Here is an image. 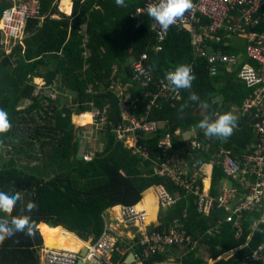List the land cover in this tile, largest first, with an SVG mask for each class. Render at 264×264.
<instances>
[{
  "label": "trees",
  "instance_id": "trees-1",
  "mask_svg": "<svg viewBox=\"0 0 264 264\" xmlns=\"http://www.w3.org/2000/svg\"><path fill=\"white\" fill-rule=\"evenodd\" d=\"M40 1L39 17L28 20L23 44H14L9 54L2 51L3 33L0 30V108L8 112L12 125L8 132L0 134V148L6 151V159L0 164V191L9 195L21 194L13 217L21 215L29 201L38 206L30 214L35 222V235L29 237L17 233L0 244V264H40L38 252L44 245L40 236L42 228L60 231L64 247L78 251L85 248L83 241L91 239L94 242L102 235L103 215L108 209L136 205L137 209H146L138 203L142 193L153 186H163L177 202L171 208L161 210L162 223L152 225L150 232H162L179 219L188 235L198 241L194 250L179 255L177 264H207L200 254L201 247L207 248L214 264H264V260L252 259L253 251L264 244V231L258 230L264 229V223L257 222L258 214L246 215L244 233L238 239L234 221H226L228 213L214 208L208 216L199 214L194 195H187L167 177L155 175L153 170L176 154L187 159L190 168L195 162L209 164L219 146L234 156L243 155L255 142V136L249 120L241 116L229 138H210L211 147L206 152L191 151L190 139L184 135L194 130L197 137L203 139V130L195 127L200 120L216 112H229L232 105L240 107L255 88H248L238 79L237 72H227L224 68H221L223 73L212 77L207 60L195 54L194 33L187 28H171L165 41L157 44L162 50L148 51L147 45L150 48L157 42L149 30L150 18L132 16L145 0H124L123 7H118L115 0H72L71 16L58 10L60 0ZM13 2L0 0V19ZM62 3L70 13L71 4L67 0ZM262 29L264 25L249 28ZM218 37L220 40L207 39L202 47L212 46V49L230 55L241 54L242 50L226 44L222 32ZM146 51L152 82L141 88L132 81L129 60L139 58ZM245 62L250 60L245 59ZM179 64L191 65L196 76L192 88L177 90L179 99L170 98L172 91L164 92L155 105H149L153 96L147 95L157 92L160 80ZM114 66L117 67L115 74ZM36 78L43 79L45 84L38 86L34 83ZM118 82L129 86L116 91ZM120 92L123 97L119 96ZM190 92L197 93L208 108H202L199 101H190ZM66 93L73 97L70 103L61 102ZM219 95L224 98L222 103L215 101ZM122 99L135 119L145 118V121H155L159 125L156 132L135 131L138 143L131 149L118 140L113 131L123 122ZM27 101L28 104L22 107ZM181 105H186L182 118ZM94 108L106 111L108 123L115 127L106 126L101 131V152H95V158L86 162L81 157L82 143L76 135L84 128L76 129L72 118L83 114L77 118L78 122L89 123L91 115L87 112ZM127 124L131 125L130 121ZM166 134L172 136V147L167 151L160 147ZM133 150L137 153L133 154ZM19 161H25L26 165L22 166ZM222 178V169L215 168L213 197ZM115 211L121 215L120 207ZM148 214L147 222H150L154 212ZM0 218L9 217L0 212ZM218 221H221L219 231L208 235L207 231ZM120 244L115 245L109 259L111 264H122L126 258L117 250ZM235 250L237 252L231 258L219 259ZM168 258L169 255L160 253L144 262L172 264Z\"/></svg>",
  "mask_w": 264,
  "mask_h": 264
},
{
  "label": "built area",
  "instance_id": "built-area-1",
  "mask_svg": "<svg viewBox=\"0 0 264 264\" xmlns=\"http://www.w3.org/2000/svg\"><path fill=\"white\" fill-rule=\"evenodd\" d=\"M154 2L155 0H145L144 5L133 13V17H149L146 9ZM192 4V9L178 18L176 23L170 26L166 32L161 31L159 24L149 17L150 29L155 36L156 43L164 42L169 30L173 27L187 28L194 33L193 44L195 45L196 55L207 60L209 73L212 77L223 73L224 71L221 68H224L227 72L237 70L238 79L244 82L248 88H255L254 93L247 97L238 108L239 111L237 110L238 117L241 116L249 120L255 142L241 156H234L231 151L223 146L218 147L212 156L211 163L222 169L224 180L232 183L223 186L216 197L207 193L203 184H201V175L197 174L198 163L190 171L183 157L174 155L156 165L153 170L155 175L167 177L187 195H194L199 214L208 216L214 208L228 213L227 221H234L236 236L240 238L244 232L242 222L245 220L246 215L258 214L257 222L264 223V29L249 30L251 27L264 25V0H192ZM40 9V0H14L13 5L3 11L0 19V30L3 33L2 44L5 43L4 46L10 45V50L18 42L23 44L26 37L27 22L32 17L38 18ZM221 32L226 40L235 36L243 39L246 43L244 57L256 65L253 66L240 61V55H230L216 51L212 49V46L205 45L202 47L203 42L209 38L217 36V39L220 40L218 36ZM153 48L162 50L159 45ZM147 60L148 53H144L140 60L132 58L129 61L133 73L132 81L141 88L148 87L152 82V76L146 64ZM116 71L117 67L114 66V74ZM158 88L157 92H150L147 95L153 96L149 105H155L161 94L167 91L173 92L170 98L179 99V92L173 90L165 78L160 80ZM122 94L120 92L119 96L123 97ZM120 105L123 122L113 130L116 132L117 137L137 136L134 134L137 130L145 132L159 130L157 122H148L145 121V118L137 120L134 116H131L125 99L121 100ZM128 121L131 125L127 124ZM88 126L91 127V133H99L105 130L106 126L115 127L114 124L108 123L107 112L96 108L91 112L90 124L81 127ZM85 131H77V138L80 137L81 132L85 138ZM188 134L186 135L190 138L191 151L206 152L211 147L210 138L199 139L197 131L193 130L189 131ZM137 143L138 141L127 148H134ZM160 147L164 148L165 151L172 147L171 134L165 135L160 142ZM97 151L101 152V149L95 148L94 144L88 152H83L81 157L84 161L90 162L95 158V152ZM132 153L136 154L137 150H133ZM144 155L147 156L148 154ZM163 199L161 207L165 209L171 208L177 202V199L168 192L164 193ZM121 216L124 218V225L126 226L143 225L147 221V215L142 211H138L135 206L123 207ZM119 240L120 238L117 237L111 225L108 224L105 225L102 235L96 241L87 243L85 248H81L77 252L47 250L41 258L40 264H77L78 260L81 261V264H110L109 256H111ZM188 241L189 238L186 232L181 229V225L178 223L170 232H153L149 236L144 235L140 242L144 252L136 256L138 260L135 264H142L143 260L149 259L167 247L188 246L191 244ZM191 246L193 250L196 248L197 243ZM83 249H85V254L82 256ZM252 259L254 261L264 260V244L253 251Z\"/></svg>",
  "mask_w": 264,
  "mask_h": 264
},
{
  "label": "clouds",
  "instance_id": "clouds-1",
  "mask_svg": "<svg viewBox=\"0 0 264 264\" xmlns=\"http://www.w3.org/2000/svg\"><path fill=\"white\" fill-rule=\"evenodd\" d=\"M115 4L118 7H123L124 0H115ZM192 7V0H155L146 11L148 16L159 24L161 31L166 32L170 26L176 23L178 18L184 16ZM165 79L173 90L191 89L192 82L196 79V76L193 73L191 65L179 64L174 70H170L165 74ZM189 100L193 102L199 101L202 108H208V104L200 101L198 94L195 92L189 93ZM185 107L186 105H181L179 109L180 118H182ZM91 112L87 113L91 115ZM79 116L82 117L84 115L81 114ZM213 116L215 117L214 119ZM238 119V116L230 111L224 113L216 112L212 116H205L195 127L202 129L207 138L215 137L226 140L233 134ZM11 126L8 112L0 108V134L8 132ZM76 129L78 128L76 127ZM20 200L21 194L19 192L9 195L6 192L0 191V212L10 218H0V244H3L7 239H12L17 233H23L29 237L35 235V222L32 220L30 214L37 210L38 206L34 201H29L25 209L22 210L21 215L13 217L12 212ZM24 212L28 214L25 215L23 214ZM258 230L264 231V229Z\"/></svg>",
  "mask_w": 264,
  "mask_h": 264
},
{
  "label": "crops",
  "instance_id": "crops-1",
  "mask_svg": "<svg viewBox=\"0 0 264 264\" xmlns=\"http://www.w3.org/2000/svg\"><path fill=\"white\" fill-rule=\"evenodd\" d=\"M61 2L62 1H64V0H60ZM70 4H71V8H70V13L69 14H66V13H64V12H62L61 10H60V2H59V4H58V10L61 12V13H63V14H65V15H67V16H71L72 15V12H73V1L72 0H67ZM132 16H133V14H132ZM135 18H137V17H135ZM149 30H150V27H149ZM152 35H153V33H152ZM216 39H217V36L215 37ZM154 40H155V36H154ZM234 41V37H230V38H228L227 39V43L226 44H230L233 48H237V49H240V50H242V52H241V54H239L240 55V61H244L245 62V59H247V58H245L244 57V51H245V47H246V43H245V41H243V43H242V46L240 45L241 44V42L240 41H237V43H238V46H234L233 44H232V42ZM5 44V43H4ZM157 46V43H152L151 44V46H150V48H149V46L147 45V49H148V51L149 50H152V51H155V52H159V51H161V50H157L156 48H153V47H156ZM4 48H6V46H4ZM148 51H146V52H144V53H148ZM144 53H142V54H144ZM142 54L140 55V57L139 58H136V57H134V59H136V60H140L141 59V56H142ZM195 54H196V52H195ZM84 55L85 56H88V52H85L84 53ZM133 58V57H132ZM131 58V59H132ZM130 59V60H131ZM129 60V61H130ZM248 60V59H247ZM247 63H249V64H251V65H253V66H255L256 64L254 63V62H247ZM130 69H131V67H130ZM131 71H132V69H131ZM234 72H237V70L236 71H234ZM37 79H40V78H36L35 80H37ZM132 79H133V73H132ZM40 80H42L43 81V84L42 85H39L40 87H42L44 84H45V81L43 80V79H40ZM128 87V85H122L121 84V82H118V83H116V88H117V90L116 91H118V90H120L121 88H127ZM45 92V91H44ZM46 92H48L49 93V95L52 97V98H56L55 97V95L54 94H52V93H50L49 91H46ZM215 101H217V102H223L224 101V98H223V96L222 95H219V96H217V97H215ZM22 107H24L23 106V104H22ZM238 108L239 107H237V106H235V105H232L231 106V110H230V112H232L233 114H235L236 116L238 115ZM238 110V111H237ZM74 117H76V115H74L73 116V119H74ZM239 118V117H238ZM185 137H187V139H190V138H188V136H189V134H188V136L187 135H184ZM1 149V151L2 150H4L5 148H0ZM176 156H178V157H183V156H181L180 154H176ZM4 157H6V151L4 150ZM6 158H4V160H5ZM3 160V161H4ZM183 160H185L186 161V163H187V166H188V168H189V170L190 171H192L193 170V168H194V165L195 164H197L198 163V168H197V174L198 175H201V184H203V186H204V189H205V191L207 192V193H209V194H211V191H212V179H213V172H214V169L215 168H218L215 164H213V163H209V164H206V163H199V162H195L193 165H192V168H190V163L187 161V159H185L184 157H183ZM232 182L231 181H227V180H224V178H222L221 179V181H220V184H219V186H218V191H217V194H216V196L220 193V190L223 188V186H225V185H229V184H231ZM153 191V192H152ZM149 192H152V194H150V195H148V196H146L145 197V194H147V193H149ZM167 191H166V189L163 187V186H153V187H151V188H149V189H147L146 191H144L143 193H142V199H141V201L138 203V204H140V203H142L145 207H146V209L143 207V209H138V211H142V212H144L146 215H147V219H148V217H149V214H148V211H153L154 212V216H153V219L150 221V222H146L145 224H143V225H140V224H136V225H134L136 228H132V227H128V229H127V226L126 225H124L123 223H122V221H121V219L119 218V216H115V210L118 208V207H120V209L121 208H123L122 206H115V207H113V208H110V209H108L107 210V212L103 215V219H104V230H105V225H108V224H110L111 225V227H112V229L115 231V233H116V235H117V237H119L120 238V240H119V242H118V244H120L121 245V247L119 248V247H117V250L120 252V253H122L123 255H125V260H124V262L122 263V264H126L125 263V261H126V259L130 256V254H132V253H134L135 254V257L137 256V255H140L141 253H143L144 252V250L142 249V247H141V244H140V242H141V239L143 238V236L144 235H146V236H149V235H151V234H153V233H151L149 230H150V227L152 226V225H154V226H159L162 222H161V217H160V212H161V210H166L165 208H163V207H161V204H162V202H163V195H164V193H166ZM212 196V195H211ZM216 196H214V197H216ZM146 199H148L149 200V204L151 205V206H147V204L145 203L146 201ZM137 207V205L135 206V208ZM137 209V208H136ZM148 210V211H147ZM114 214V215H113ZM121 214V213H120ZM227 214V213H226ZM229 215V214H228ZM227 215V216H228ZM114 216L116 217V218H114ZM121 216V215H120ZM226 221H227V218H226ZM244 221L245 220H243V222H242V227H243V223H244ZM227 222H229V221H227ZM176 223H178V224H180L181 225V229L182 230H184L185 232H186V235H187V237L189 238V244L190 245H188V246H185V245H182V246H175V247H167V248H165L163 251H161L160 253H165V254H167V256L169 255V258H168V261H169V263H172V264H177L178 263V261H177V258L179 257V255L180 254H185V252H190V251H192V249H191V245H193V244H196L197 243V246H198V241H195V240H193L192 238H191V236H189L188 235V233H187V229L185 228V226H184V224H183V222H181V220H179V219H176V220H174L173 221V223L170 225V227L168 228V229H165V230H163L162 232H170L171 231V229L172 228H174L175 227V224ZM44 224V223H43ZM220 224H221V221H218V223H217V225L214 227V228H211V229H209L208 231H207V234L208 235H212L214 232H218L219 231V226H220ZM46 225V224H45ZM48 226V225H47ZM59 227V226H58ZM52 228V227H51ZM62 228V227H61ZM233 228L235 229V227L233 226ZM63 229V228H62ZM244 229V228H243ZM37 230H38V228H37ZM42 230H47L46 228H42L41 229V234H40V232H39V230H38V232H39V234H40V236L42 235ZM236 230V229H235ZM48 232H57L58 233V235H59V240H60V242L59 243H47L45 240H44V238H43V236H41V238H43V240H44V243L46 244V247L43 249V247L40 249V250H42V257H43V255H44V253H45V251H47V250H49V249H47L48 247L47 246H49V247H51V245L53 246V248H55V249H58V250H64V249H70L69 247H64L63 246V242H62V237H61V233H60V231H50V230H47ZM162 232H160V233H162ZM155 233H159V232H155ZM244 233V232H243ZM143 235V236H142ZM76 236V235H75ZM235 237L237 238V236L235 235ZM250 238V237H249ZM238 239H240V238H238ZM81 240V239H80ZM83 242H85L86 244L87 243H89V242H92L91 241V239H89L88 241H83ZM117 244V245H118ZM116 245V246H117ZM44 246V245H43ZM196 246V247H197ZM246 247V246H245ZM115 248V247H114ZM51 249V248H50ZM114 250V249H113ZM194 250V249H193ZM237 251L235 250V251H232V252H230V253H228V254H225L224 256H222V257H220L219 259H221V258H224V259H229V258H231L235 253H236ZM112 253H113V251H112ZM160 253H158V254H160ZM200 254H201V256H203L205 259H206V261H207V264H214V260H213V258H212V256H206V254H207V248L206 247H201V250H200ZM110 257H112V254H111V256H109V258ZM153 256H151L150 258H152ZM108 258V259H109ZM149 258V259H150ZM136 259L138 260V258L136 257ZM149 259H145V260H143V263L142 264H145V262L144 261H146V260H149ZM111 264V263H110ZM135 264V263H134Z\"/></svg>",
  "mask_w": 264,
  "mask_h": 264
},
{
  "label": "rangeland",
  "instance_id": "rangeland-1",
  "mask_svg": "<svg viewBox=\"0 0 264 264\" xmlns=\"http://www.w3.org/2000/svg\"><path fill=\"white\" fill-rule=\"evenodd\" d=\"M60 10L62 11V12H64V13H66V14H69V10H68V8L60 1ZM237 41H240L241 42V46H242V43H243V39H241L240 37H238V36H235L234 37V41L232 42V44L234 45V46H238V43H237ZM2 51H3V53H6V54H9L10 52H11V50H10V45H6V48H2ZM40 81V82H39ZM34 83L35 84H37L38 86L39 85H42L43 84V81L42 80H34ZM63 99H61V102L63 103V102H71L72 101V99H73V97H72V95H70V94H64V96L62 97ZM28 104V101L27 102H23V106H26ZM121 115L123 116V114L121 113ZM83 117V116H82ZM77 118H81L80 116H76V117H74V119H73V122L75 123V125H76V127L78 128V127H81V126H86V125H89L90 124V122H91V120H90V122L89 123H86V124H82L81 122H78L79 120L77 119ZM126 119H127V115H126ZM77 120V121H76ZM84 120H86V119H84ZM90 129H91V127L90 126H88V127H85L84 128V130H86L85 131V133H86V136H85V138H84V136L82 135L83 133L81 132V135H80V137H78V140H80L81 141V152H88L93 146H94V144H95V148H98V149H101L102 147H103V145H102V134H101V132H99V133H91V131H90ZM194 131V130H193ZM118 138V140H120V141H122L123 142V144L126 146V147H131L132 145L131 144H135L136 142H137V136H135V135H130L129 137H127V136H123L122 138H119V137H117ZM87 149V150H86ZM4 158H6V157H4V150H2L1 151V149H0V164H1V162L4 160ZM19 164H21L22 166H24V165H26V162L25 161H19ZM36 163H34L33 162V165H35ZM31 165H32V163H31ZM146 202V204H147V206H151L150 204H149V200L148 199H146L145 200ZM122 212V208L120 209V213ZM152 212V211H151ZM148 213H150V211L148 212ZM114 215V214H113ZM116 216V215H115ZM114 216V218H116ZM121 221L123 222V224H125V222H124V218L121 216ZM147 222V221H146ZM128 227H129V225H127V229H128ZM130 227H132V228H136L135 226H131L130 225ZM256 227V224L252 227V228H255ZM46 243V242H45ZM44 243V246H43V249L46 247V244ZM48 248L47 249H49V250H53V249H55V248H53V246L51 245V247H49V246H47ZM51 248V249H50ZM42 249V250H43ZM42 250H40L39 249V252H38V254H39V260L41 261V258H42ZM206 256H211L210 254H209V252L207 251V254H206ZM129 264V263H128Z\"/></svg>",
  "mask_w": 264,
  "mask_h": 264
},
{
  "label": "bare ground",
  "instance_id": "bare-ground-1",
  "mask_svg": "<svg viewBox=\"0 0 264 264\" xmlns=\"http://www.w3.org/2000/svg\"><path fill=\"white\" fill-rule=\"evenodd\" d=\"M38 80H40V79H38ZM115 213H116L115 214L116 216H119V214L116 211H115ZM119 218H121V217L119 216ZM42 236L47 243H59L60 242L59 235L57 232H48L47 230H42ZM53 250H58V249H53ZM64 250L71 251V252H77L78 251L77 248H70V249H64Z\"/></svg>",
  "mask_w": 264,
  "mask_h": 264
},
{
  "label": "water",
  "instance_id": "water-1",
  "mask_svg": "<svg viewBox=\"0 0 264 264\" xmlns=\"http://www.w3.org/2000/svg\"><path fill=\"white\" fill-rule=\"evenodd\" d=\"M84 254H85V249L82 250L81 255L83 256ZM136 261H137V259H136V257H135V254L132 253V254H130V256L126 259L125 263H126V264H128V263H129V264H134V263H136ZM77 264H81V261L78 260V261H77Z\"/></svg>",
  "mask_w": 264,
  "mask_h": 264
}]
</instances>
